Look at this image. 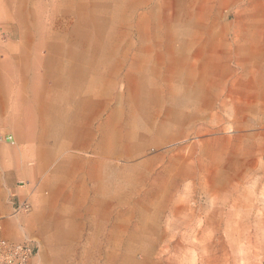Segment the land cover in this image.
Listing matches in <instances>:
<instances>
[{"label": "rangeland", "instance_id": "1", "mask_svg": "<svg viewBox=\"0 0 264 264\" xmlns=\"http://www.w3.org/2000/svg\"><path fill=\"white\" fill-rule=\"evenodd\" d=\"M8 1L9 5L0 0V95L5 91L15 94L16 98L5 106L0 103V218L15 213L5 211L10 202L14 204L12 208L20 204L9 193L16 194V191L7 189L3 177L5 170L14 168L12 160L25 153L22 141L28 137L29 130L22 126L26 115L20 102L23 87L19 86L25 75L45 80L46 85L50 84L48 80H53L45 71V62L25 64L26 58L36 56L35 44H42L40 58L48 56L44 53V44L57 43L59 50L54 51L52 57L62 54L71 58L68 52H72V56H79L81 52L82 56L90 58L91 70L97 65L96 70L101 71L103 80L96 81L92 89L101 91L110 102L106 113L101 115L100 124L110 111L117 112L112 116L111 125L119 124L123 117L121 106H126L130 96L141 99L136 100L138 102L154 100L150 108L157 114L155 122L160 125L164 118L166 123L168 118L175 119L176 122L166 124V127L170 126L178 133L166 136L160 144L149 143L139 157L141 163L148 164L139 169L143 172V184L137 182L133 187L135 195L123 204L117 200L118 195L115 196L120 189L116 178L121 173L119 167L129 165V159L116 154L104 157L93 141L78 145L71 140L66 149H85L79 152L82 157L74 153V158L70 157L65 165L57 167L64 173L61 177L49 178L56 162L52 161L54 152L44 168L39 160L43 169L41 176L19 177L21 189L28 190L21 202L40 204L45 201L46 206L58 203L72 210L53 218L59 224L48 227L51 235L48 233L45 239L25 233V238L35 247L33 264H106L101 246L107 240H111L110 248L112 242L118 243L123 256L131 251L133 264H264V161L260 159L255 165L256 162L250 159L239 160L242 155L233 143L201 144L204 136L221 132L226 135L234 129L228 124L210 123L207 118L197 119L201 104H211V91L232 88V84H257V81L249 80H217L218 69L224 72L225 68L218 66L216 69L214 64L227 52L229 31L242 25L239 17L242 7L254 4L256 0ZM19 4L22 11L12 7ZM106 6H109L108 13L115 7V13L122 17L117 25L108 27L110 30L104 29L100 40L92 37L97 26H86L85 32L88 30L91 37L78 31L76 24L81 16L105 12ZM37 12L42 13L39 26L33 23ZM51 12L55 15L53 31L58 19L68 17L64 38L58 42L47 40L45 35ZM108 37V44H105ZM22 44L32 47L24 50ZM105 51L108 57L103 58L101 53L105 54ZM68 64L72 69L80 67L72 62ZM63 65L59 63L58 67ZM34 68L36 76L32 73ZM230 68L243 72L239 65H230ZM91 70L83 73L84 80L95 78L97 71ZM112 79L116 81L114 86H111ZM82 93L84 91L71 93L76 102L74 108L81 110L79 101L82 100V110L87 112L88 103ZM48 97L44 95V98ZM120 102L123 103L120 105ZM16 110L22 119L19 125L12 120ZM38 110V106H34L35 113H30L38 121V127L32 130L35 132L33 137L53 150L58 138L57 123L50 122L54 136L43 139L39 135ZM92 121L82 125L86 131L96 133L100 124L94 129ZM73 125L74 115L69 132ZM7 136H12V140ZM29 158L28 162L34 164L33 155ZM106 162L107 170L110 169L105 193ZM79 169H84L81 175L77 174ZM136 175L133 171L129 178L134 179ZM81 184H84L83 190ZM32 193H39V197ZM147 196L154 197L155 201L147 203ZM29 211L21 215H31ZM140 212L147 213V217H142ZM153 233L157 238L150 249L146 242L149 236L154 237ZM125 263L126 260L122 262Z\"/></svg>", "mask_w": 264, "mask_h": 264}, {"label": "crops", "instance_id": "2", "mask_svg": "<svg viewBox=\"0 0 264 264\" xmlns=\"http://www.w3.org/2000/svg\"><path fill=\"white\" fill-rule=\"evenodd\" d=\"M244 6L245 7H242V15L239 16L242 25L235 28L233 31H229L228 35L230 36L228 38L230 39L227 42V52H225V55H221L220 59L217 58L215 60L214 64L217 66L216 69L219 68L218 66H222L220 68H225L224 72H220L218 69L216 79L227 80L228 82L249 80L251 82L257 81V84L253 85L251 83L240 86L232 84V88H218L215 92L211 91V97L213 98L210 100L211 104H201L199 111L200 114L197 119L199 118L203 120L204 118H207V121H210V123L215 122L223 126L228 124L234 129L226 135L221 132L219 135L210 134L204 136L201 144L219 146V144L233 143L237 145L236 150L242 155L238 158L239 160L250 159L255 161V165H257L258 160L261 159L264 161V0H256V3ZM29 46H31V44H22L24 50L28 49ZM34 47L36 48V44ZM82 55L83 53L80 52L79 56H74L73 54L71 58L63 56H57L56 58L52 56L41 58L36 56L31 58L25 57L28 61H26L25 64L29 63L30 65H33L38 64L41 61L45 62L47 65L45 71L54 81L48 80L50 81V84L46 85L44 82L45 80H36L35 78H32L31 75H25L24 79H22L23 82L21 85H18L19 88H21V86L23 87L20 92V102H22V109L25 110L26 116L24 117V123L22 126L26 130H29L27 131L28 137L22 141L24 142V148L22 150L25 153L19 158L15 157L12 160L14 168L5 170L3 174L4 183L7 189L9 191H16V194L15 192L13 194L11 192L9 193L13 195L12 197L14 200L18 201V204L24 199L22 196H25L28 193V190L21 189L23 185L18 181V178H33L41 176L43 174V169L39 166V160H41V165L44 168L50 162L51 154L54 152V159L52 161L56 160V162L52 167V172L49 178L51 179V176L61 177L64 175V173L59 171L57 167L65 165L70 157L74 158L72 154L76 153L80 155L79 152L85 149H66L71 140L78 145L80 143L88 145L90 141H93L96 150L104 154L105 157L104 148L101 144L104 142L103 131L105 123L103 121L102 124H100V122L102 113H106L107 110V107H105L106 99L101 91L97 92L92 89V87L97 84L96 81L98 82L103 79L101 77V71H98L95 74V78H90L88 81L84 80L85 75L83 73L91 70L90 65L92 63L90 62V58ZM69 62H72L73 64L75 63V65L80 67L72 69L68 66L70 65L68 64ZM59 63L65 65L58 67ZM230 65H239L242 67L243 72H235V70L230 68ZM96 67L92 68V70L94 69V72H96ZM25 70H28L27 66ZM33 70L32 73L34 75L37 74L36 68ZM37 82L39 85H45L47 87H38L35 85L38 84ZM53 82L54 86L51 87ZM78 91H84L82 97H86L85 100L88 103L87 107H89L87 112H83L82 110L84 108L82 100L79 101V105L81 104V110L75 111L74 106L76 102L71 93ZM1 93L0 103L3 106L7 105L10 101L13 102L16 98L14 97V93V95L5 91H2ZM44 95H48L49 97L44 98ZM214 98H216V100H214ZM206 102L207 101H205V103ZM34 106H38L39 109V135L43 139L54 136L55 130L54 127L51 126V123H57L58 131L56 134L58 138L55 140L53 150L45 145L46 143L36 142L34 139L35 137H33L35 132L32 130L33 128L36 129L38 127V124H36L38 122L37 118L35 119L30 114L35 113ZM18 112L19 110H16L15 114ZM207 113H209V116H207ZM15 114L12 120L19 125L22 119L19 118V114ZM73 115L74 127H72L71 132H69ZM32 119L35 124L32 123ZM104 120L106 121V117ZM91 121V125L94 129L100 124L96 129V133L86 131L82 125L84 122ZM78 124H80V126ZM69 134L71 137L68 138ZM44 152L47 153L48 160L43 156ZM29 155H33L34 164L28 162L30 159ZM104 164L106 175L105 182L107 183V162ZM83 171L84 169H79L77 174L81 175ZM58 182L61 184L63 183L60 180H58ZM106 183H104L105 193ZM81 185V190H83L84 184ZM62 186H64V184H62ZM33 195L39 197V193H32V196ZM42 200H45V197L42 198ZM12 205L14 204L10 202L7 208H5V211L9 212L13 210L14 213L16 207L12 208ZM30 205L31 209L29 212L31 215H21L22 212L17 211L14 214L9 213L7 216L0 218L1 238L11 241H20L26 239L25 233H28L45 239V236L48 233L51 235V232H48V227L52 228V225L59 224V221L56 222L53 218H58L59 214L62 216L65 215V212L72 211L71 208H65L58 203L56 205L46 206L45 201L40 204L33 202L32 204L30 203ZM34 255H36V251L29 264H33Z\"/></svg>", "mask_w": 264, "mask_h": 264}, {"label": "bare ground", "instance_id": "3", "mask_svg": "<svg viewBox=\"0 0 264 264\" xmlns=\"http://www.w3.org/2000/svg\"><path fill=\"white\" fill-rule=\"evenodd\" d=\"M2 2L8 4L9 1L7 0V2H6L5 0H2ZM12 7L18 8L20 11H22V8H21L22 5L21 4H19L18 7L14 6V5H12ZM43 7H45V6H43ZM1 8H2V5L0 3V9ZM105 8H106L105 12H103L101 10V11H96L94 13L92 12L91 15L89 14L90 17L81 16L77 20V24H76V26L78 27V31L81 32V33H83V34H85V36L89 34V36L91 37V33H89L88 30H86V32H85L86 26H88V25L89 26H97L96 27L97 28L96 29L97 31L95 32L96 34H94L92 37L95 38L96 40L97 39L100 40L99 38H102V36H103L106 28H107V30H110L109 28H111L110 27L111 25H114V24L117 25L121 21V19H122V17L118 16L115 13V11H116L115 10V7L110 8L109 9V13L107 12L109 6H106ZM101 12H103L104 14H101ZM2 13H3L4 16H6L3 11H2ZM102 15H105V17L102 16ZM41 16H42V13L41 12H37L36 17L34 18V22H33L36 26H39V24L41 22L40 21V17ZM53 17H55V15H53L52 12L49 13V18H50V22H49V26H48V29L49 30L46 32L45 35H47V38H46L47 40L52 41V42L53 41H55V42L57 41L58 42V41H61V39L64 38V33L66 32L65 31V28H66V23H67L68 17H67V19L65 17H63L61 19H58V21L55 22L56 23L55 25H56V30L57 31L56 30L53 31ZM102 30H104V31H102ZM108 35L110 36L109 33H108ZM109 39H110V37L106 38L105 44L107 43V41ZM55 44H57V43H55ZM55 44H44V48H45L44 49V53H47V55L49 57L54 56L55 54H53V52L55 51V53H57L56 51L59 50V47L56 46ZM173 45L176 46V44H172V46ZM41 46H42L41 44H36V48H35V55H36V57H38L39 55H41V52H42V47ZM105 49L107 51V49H109V47L106 45V48ZM20 51H22V50H20ZM106 51H105V54H102L100 52L101 55L103 56V58L108 57V55L106 54ZM67 54L69 55V57H72V52H68ZM61 55H58V56H61ZM19 56H20V54H19ZM24 61H25V59H24ZM95 67H96V65H95ZM110 67H112V65ZM116 68H117V66H116ZM109 69H111V68H109ZM112 72H114V71H112ZM115 83H116V81L113 80V82H111V86H114ZM111 90H114V89H111ZM129 97L130 96H128V98L126 100V102H127V103H125L126 106L125 105H122L121 106V110H122L121 113H122L123 117H122V119H120L119 124H116V125H113V126L111 125L112 116L113 115H116L117 112H115V114H114L113 111H110V113L106 116V121L104 120L105 127H104V131H103V134H104V142L101 141L102 142L101 143L102 144V147L104 148L105 157L107 155H110V154H116V155L123 156V157L129 159V162H130L129 165L125 164L127 166H123V167H119L118 166L119 167V171L121 173L116 178L117 179L116 180V185H118L120 189H119V192H116V195L115 196L118 195L117 196V200L121 204H123L124 202L130 201L131 198H132V196L135 195V192L136 191L134 192L133 187H134V185L137 182L141 186L143 184V181H142L143 180V172H141V170H139V169H141V167L143 168V166H147L148 164L143 163L144 161L141 163V161L139 160V157L149 147V143L152 142L153 144H160V143H162L165 140L166 136H176L178 134V133L173 132L171 130V127L170 126L169 127H166V124L167 125H170L173 122H176L175 119L168 118L167 119V122L168 123H166V118H164L163 119V122L160 125L155 122L156 121V115L157 114H155V111L154 112L151 111V108H150V106H151V104L153 103L154 100L146 99L145 101H139L138 102L136 100H141V99H138L137 97L134 98V99H132L131 97L130 98ZM181 98H182V96L179 99L181 100ZM162 99L159 100L161 103H163ZM122 103L123 102H120V105ZM109 104H110V102H108V100H106L105 107H108ZM114 118H116V117H114ZM156 126H158V127H156ZM156 128H157V132H155V129ZM151 130H152L153 133L151 132ZM147 138H149L150 141H145ZM140 140H142V141H140ZM46 154L47 153L44 152L43 153V156L45 157L46 160H48L49 158L47 157ZM112 157H115V156H112ZM109 169L110 168L108 167V171H109ZM133 171H136L137 172V175H136V177L134 179H131V178H129V176H130V174ZM115 173H117V172H115ZM136 179H140V181L139 180H136ZM115 196H113V197L115 198ZM147 198L149 200V201H147V203L152 202V201L153 202L155 201V198L152 197V196H147ZM140 215H142V217H147L146 215H148V214L147 213L140 212ZM152 227H153V225H152ZM144 230H145V228H144ZM148 238L149 239L146 242V244L148 245V247L150 249H152L151 246L156 243L157 236L154 234V237L153 236H149ZM110 242H111V240H107V241L104 242L103 247L101 246V249L103 251V254H102L103 255V258H102L103 259V263L106 262V264H122V262H124L125 260H126V263L125 264H127L128 261H132V264L134 263V261L132 259L133 255H132V252L131 251H128V252H125V253L123 252L125 254V256H123V254L121 253V248H120L121 246L118 243L114 244V242H112V247L110 248ZM94 247H96V246H94ZM107 249H108V251H107Z\"/></svg>", "mask_w": 264, "mask_h": 264}, {"label": "built area", "instance_id": "4", "mask_svg": "<svg viewBox=\"0 0 264 264\" xmlns=\"http://www.w3.org/2000/svg\"><path fill=\"white\" fill-rule=\"evenodd\" d=\"M12 140V136H7ZM30 204L27 201L21 202L15 212H28ZM35 247L29 240L11 241L0 237V264H29Z\"/></svg>", "mask_w": 264, "mask_h": 264}]
</instances>
